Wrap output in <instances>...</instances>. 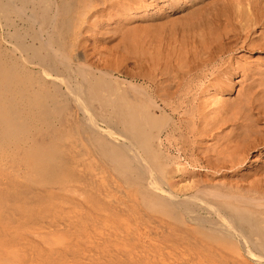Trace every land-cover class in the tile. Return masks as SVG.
Returning <instances> with one entry per match:
<instances>
[{
    "label": "bare ground",
    "instance_id": "1",
    "mask_svg": "<svg viewBox=\"0 0 264 264\" xmlns=\"http://www.w3.org/2000/svg\"><path fill=\"white\" fill-rule=\"evenodd\" d=\"M126 5L127 8L118 14L123 18L118 20L139 16L140 23L120 22L110 32L119 33L118 40L125 51L137 54L141 71L123 72L118 76L113 67L100 61L101 58L90 56L92 52L87 49L84 34H100L98 25L111 19L115 7L122 9ZM0 27L3 29L0 33V72L6 70L9 75L8 80H0L11 101L10 105L4 101L0 103L1 117L5 114L10 119L9 124L4 126L0 117V151L26 147L33 157L32 170L38 174L32 179V188L22 195L18 193L17 198H26L29 192L35 193L28 194L29 197L36 196V193L41 195L40 187H45L51 188L52 192H49L50 197L47 192V196L44 193L41 195L45 199L43 204L54 199V194H66L87 202L92 199L88 197L96 195L105 203L123 205L126 200L123 203L122 197L118 200L110 195V191L116 193L113 188L122 189L121 185L104 179L108 177L104 175L114 173L130 189L123 196L131 201H142L149 210L156 211L159 228H166L169 224L174 229L180 227L177 235H182L181 239L186 240L182 241L190 251L194 249L196 254L201 255L204 252L213 254L219 249L220 252L221 249H229L230 252L235 249L234 239L240 240L239 243L246 241L250 248L258 247L264 251V151L255 155L252 161L250 156L264 145V56L253 58L254 53L264 54V0H0ZM99 37H93L90 43L93 51L96 47L98 49ZM76 48L80 52L75 53ZM42 139L46 141L45 146L38 144ZM172 151L175 155L171 154ZM181 157L185 162L181 161ZM98 178L102 185L98 183ZM106 186L112 189L108 190ZM64 198L58 199L62 201ZM95 203L92 204H98ZM117 204H114L115 207H118ZM29 207L25 206V212L21 211L28 214ZM52 208L55 213L48 211ZM50 209L47 212L53 214L49 216L53 222L56 221L54 215L61 220L66 210L58 202ZM113 210L109 209L111 218L116 214L112 213ZM82 211L80 213L83 214ZM100 214L103 215V212ZM71 215L64 216L67 223L58 220L57 228L74 222ZM117 218L120 219V216ZM121 218L122 221L124 217ZM129 219H132L131 215ZM77 220L82 219L77 217L75 222ZM12 221L9 225L13 224ZM73 222L72 226L75 225L77 231L81 228L78 233L83 237L82 232L85 234L86 229L81 226L86 220L78 225ZM94 222L90 221L91 224ZM24 224L32 232L26 234L27 239L21 236L22 241L25 239L24 243L27 240L25 244L32 257L29 260L41 261L45 255L44 258H53L56 264L60 259L68 262L67 255L59 247L64 239L68 240L67 237L48 238L42 234L45 226H39L42 221L27 222L24 219L12 226L19 231ZM137 227L141 230L143 226ZM130 229L135 228H126ZM112 231L116 234L111 235L118 238L120 232ZM108 232L110 234V229ZM108 232L105 240L109 237ZM157 234L158 238L165 235L163 232ZM93 236L95 238L97 233ZM142 237L146 235L140 240L144 239ZM165 237L168 238L167 235ZM35 238L40 246L34 244L37 242ZM116 238L118 241L122 239ZM175 241L179 244V240H170ZM74 242L79 241H72L71 244ZM185 245L184 249L179 245L175 247L184 251ZM80 246L82 244L76 247ZM101 246L106 248L108 245L101 243ZM123 249H126L125 246ZM152 249L157 247L152 246ZM49 251H52L50 255ZM104 252V255L109 254L106 250ZM120 252L123 253L122 249ZM111 254V260L117 262V255ZM158 255L163 256V252H158ZM188 255L184 258L190 262L192 258ZM170 256L167 254L166 258L173 257ZM128 258L124 260H131L133 256ZM150 258L148 256L147 259ZM88 259L89 263L97 261ZM176 259L173 257L169 261L178 264ZM194 259L192 264L200 262ZM213 260L211 262H215L214 257ZM66 261L63 263L66 264ZM186 261L180 263L186 264Z\"/></svg>",
    "mask_w": 264,
    "mask_h": 264
},
{
    "label": "rangeland",
    "instance_id": "2",
    "mask_svg": "<svg viewBox=\"0 0 264 264\" xmlns=\"http://www.w3.org/2000/svg\"><path fill=\"white\" fill-rule=\"evenodd\" d=\"M125 8H127V5H126V7L124 6L122 9L121 8H117V7H115V9H114V11H115V14L113 13L112 15H111V19L110 20H108V21H103L102 22V24H100V25H98V28H101V29H98L99 31L101 30V32H100V34L98 33L97 35H96V33H94V34H92V32H87V33H85L84 35H85V38L87 39V41H86V46H87V49H90L91 50V54H90V56L94 59H96L97 57H99V58H101L100 59V61H105V63L106 64H109V66H111V67H113V70H114V72H115V74L117 75L118 74V76L120 75H122V73L124 72H130V73H133V72H140L141 71V68L139 67V60H138V56H137V54H135L134 52H133V54H132V52H127V51H125L124 49H123V46L121 45V43H119V36H117V34H119V33H117V34H114L113 32H110V30H112L113 31V29H116V27H118L119 26V24H120V22L123 24H125V23H128V24H134L135 22H136V24H139L140 23V17L139 16H135L134 18L132 17V18H126V19H122L121 21H119L118 19L119 18H123V16H120L119 17V13H121ZM140 9H136V11H139ZM5 12V11H4ZM12 19L14 18L13 16H10ZM117 18V19H116ZM137 19V20H136ZM139 19V20H138ZM118 20V21H117ZM106 23H111L110 25H107ZM1 29H0V33H3V29H2V27H0ZM109 33V34H108ZM113 33V34H112ZM99 37V35H100V37L99 38H101V41H99L98 43H99V46H98V49H94V51L92 50V44L90 45V43L92 42V39H93V37ZM111 35V36H110ZM5 45H8V44H5ZM117 45V46H116ZM119 45V46H118ZM115 46V47H114ZM119 49V50H118ZM89 50V51H90ZM80 52V49L79 48H76L75 49V53L76 52ZM124 51V52H123ZM112 54V55H111ZM100 55V56H99ZM137 57H136V56ZM110 56V57H109ZM129 56V57H128ZM259 56H264V54H258V53H254V55H253V58H257V57H259ZM107 58V59H106ZM127 58V59H126ZM130 58V59H129ZM103 59V60H102ZM109 59H110V63H107V62H109ZM111 59H112V61H111ZM121 59V60H120ZM107 60V61H106ZM122 62L121 64H119V66H118V63L119 62ZM135 62V63H134ZM115 64V65H114ZM116 64H117V66H116ZM138 64V65H137ZM134 67H135V69H134ZM139 68H140V70H139ZM124 70V71H123ZM138 70V71H137ZM117 71V72H116ZM119 71V72H118ZM0 79H7L8 80V78H9V75H8V73H7V71L6 70H4V72H0ZM7 77V78H6ZM2 81L0 80V103L2 102L3 103V101L6 103V104H11V101H9V99L7 98V93H6V91H4V88L2 87ZM2 115L0 114V117H1ZM1 119H2V122H3V124H4V126H7L9 123V116L7 117L5 114H4V117H1ZM38 144H40V145H42V146H45V144H46V141L45 140H41L40 142H38ZM39 145V146H40ZM261 149H258L257 151H253L255 154H253V155H250L251 156V161L254 159V157H255V155H259V154H261V151L263 152L264 151V145L263 146H261L260 147ZM42 151H43V148H42ZM252 152V153H253ZM175 153V151L173 152H171V154L172 155H175L174 154ZM32 161H33V157L32 156H30V154H29V151H28V149H26V147H22V148H18V149H14V147H13V149H5V150H2V151H0V201L2 202V205L0 204V212H1V214H0V244H2V245H0V264H39V263H43V264H46V262H47V264H54V262L55 261H53L52 259H48L47 258V256H46V258H44L45 257V255L42 257V260L40 261V260H38V262H37V260H34V258H33V260L31 261V260H29L30 258H32L31 257V254H29L28 253V251H29V248H27V246H26V242H27V240L25 241V243L23 242L25 239H23V241H22V238L23 237H25L26 236V234L27 235H30L32 232L31 231H28V228H27V226L24 224V226H23V229H21V230H19L18 231V229L17 228H15V226H12V225H17L21 220H24V219H27V222H31L32 220L35 222V221H42V224H40L39 226L40 227H42V226H45V228L43 229V230H45V231H48L49 233H47V232H45V231H43L42 232V234L44 233L45 235H47V237L49 238H57V239H64V237L66 238H68V240L67 239H64L66 242L67 241H69V242H63V244L65 243V245H63L62 244V246L60 245L59 247H60V249H62L63 250V252H64V254H66L67 256V260H68V262L66 261V264H130V262L132 263V264H139V262L138 261H146L147 260V263L145 262H140V264H148V260L149 259H147L148 258V256H149V258H150V256L152 257V258H150V262H149V264H158V262H160V260H161V262L159 263V264H173L172 262H170L169 260H172V258L174 257V259H176V257H178V259H176L175 260V262L176 263H180V262H185L186 260V264H188V262H189V260L186 258H184V257H187V255L190 257L191 256V258H192V260L189 262L190 264H192V262L194 263V261H195V259L194 258H197L198 259V261H200V262H198V264H213V263H215V264H218L217 262H219V264H223V263H228V264H232V263H234V264H257V263H259V264H264V251L263 250H261V249H259L258 247H252L251 246V248L249 247V244H248V242H246V241H241V243H239L240 242V240L238 241V239H234V242H235V245H234V250H230V252H229V249H225V250H222L221 249V252H220V249H219V252H218V250H217V254L216 253H213V254H211V253H209V252H204L203 253V255H201L202 253H199L198 254V252H197V254L195 253V251L196 250H194V249H191V251L186 247V245L184 244V242L182 241V240H185V239H181V237H182V235H177V233L178 232H176L177 231V229H179L180 227H178V228H176L175 227V229L174 228H172V226L169 224V225H167L168 227H166L168 230H169V226H171V228H170V230L168 231L166 228H159L158 226L160 225L159 224V216H158V214H157V212L156 211H152V210H149L145 205H144V203L141 201H139V200H136V199H134V201H131L129 198L128 199H126L125 198V196H126V193L130 190L129 189V187L128 186H126L121 180H120V178H117L118 176H115V174L114 173H111V177L113 176V179L109 176V175H104L105 177L106 176H108V177H106V178H104V179H106V181H108V182H110L111 180L113 181V182H110V183H115V184H117V186L119 185H121V188L123 189H120V187H117V188H119L118 190L116 189V188H113L114 190H115V192L116 193H114V191H110V195H111V197L112 198H116V199H121V197H122V199L121 200H123V203H125L124 202V200H126V203L125 204H123V205H118L117 203H114V204H117L118 205V207H115V205L113 204V203H111V202H108V201H106V203H105V200L103 201L102 199H99V197L98 196H96V195H92V197H88V198H92V199H90V202H87V201H79V198L78 197H75L74 195H66V194H64V195H58V196H56V194H54L53 196H54V202H53V200L51 201L50 200V202H48V201H46L47 203L45 204H43L42 203V201H43V199L41 198V197H43V196H41V195H43V193L45 194V192H47V195H48V197H50V193L49 192H52L51 191V188H45V187H40V192L42 193L41 195H39V194H37L36 193V196H38V197H36L35 195V197L34 196H31V197H29V195L28 194H31V195H33V194H35L34 192H29L27 195H26V198H21V199H19V198H17L16 197V195L18 194V193H20L21 195L22 194H24V193H26V191H29L31 188H32V186H31V184H32V179L33 178H36L37 177V173H35L33 170H32ZM181 161L182 162H185L184 160H183V158L181 157ZM91 171V170H90ZM25 173H26V175H25ZM111 179V180H110ZM117 179V182L115 181ZM100 180H99V178H98V183L100 184V185H102V182H99ZM118 181H120V184H119V182ZM110 186V185H109ZM109 186H106V188L108 187V190H110V189H112L111 187L109 188ZM127 188V189H126ZM129 189V190H128ZM127 190V191H126ZM118 191V192H117ZM124 191V192H123ZM7 192V193H6ZM10 192V193H9ZM122 192V193H121ZM126 192V193H125ZM89 194H93L92 192L90 193V192H88ZM113 193H114V195H113ZM125 193V194H124ZM121 194V195H120ZM128 194V193H127ZM46 194H45V196H47ZM123 195H125V196H123ZM44 196V197H45ZM91 196V195H90ZM97 198L98 197V199H96L95 197ZM117 196V197H116ZM120 196V197H119ZM55 197H57L56 199H55ZM60 197H62V198H64V197H66V198H68L70 201H65V198L64 199H62V201L64 202V204L62 203V201L60 200V199H58V198H60ZM29 198H31V199H29ZM34 198V199H33ZM76 198H78V199H76ZM42 199V200H41ZM49 199V198H48ZM25 200V201H24ZM37 200H39V201H37ZM75 200H77V201H75ZM86 200V199H85ZM92 200H94L95 202L97 201V203H98V201L100 200H102V202L101 203H103V204H101L100 202L97 204V203H95L94 201H92ZM7 201V202H6ZM92 201V202H91ZM0 202V203H1ZM44 202H45V199H44ZM57 202H58V204H59V206L60 207H62V208H64V212H63V216H62V218H61V220H60V218L59 217H57V215H54L53 217L56 219V221L55 222H53L51 219H50V217L49 216H51V215H53V214H51V213H49V212H47V209H50V207L51 206H53V204H57ZM135 202H138V203H135ZM17 203V204H16ZM81 203H83V206H82V204ZM85 203V204H84ZM92 203H95V204H97V205H94V204H92ZM111 203V204H110ZM133 203V205H129V204H132ZM29 204V205H28ZM99 204H101V205H99ZM126 204H127V206H126ZM140 204V205H139ZM45 205H47V206H45ZM70 205V207L69 208H67L68 206ZM98 205H99V208H98ZM116 205V206H117ZM137 205H138V207H137ZM25 206H30L29 207V209H30V211H32L33 212V215H32V212H31V216L29 217L28 215H29V213H30V211L28 212V214L26 213V214H24L23 212H25V209H23ZM50 206V207H49ZM76 206V207H75ZM92 206H93V208H92ZM96 206H97V208H96ZM102 206H103V208H102ZM110 206H111V208H110ZM113 206V207H112ZM131 206V207H130ZM141 208H140V207ZM145 206V207H144ZM3 207V208H2ZM54 207H55V205H54ZM85 207H86V209H87V211H86V209H85ZM101 207V208H100ZM106 207V208H105ZM114 207H115V209H114ZM121 207V208H120ZM126 207V208H125ZM130 209H129V208ZM135 207H137V209H135ZM77 208V209H76ZM83 208V209H82ZM92 208V209H91ZM114 210H113V209ZM118 208V209H117ZM127 208L129 209V211H131L130 213L128 212V210H127ZM131 208H133L132 210H133V212H132V210H131ZM141 209H144V211L142 210L141 212H142V214H141V212H139ZM15 209V210H14ZM28 209V210H29ZM35 209V210H34ZM53 210H54V208H52ZM94 209V210H93ZM96 209V210H95ZM109 209L112 211H114V212H112V213H116V214H114V215H112V218H111V214H109L110 213V211H109ZM122 209V210H121ZM23 212H22V211ZM53 210H48V211H50V212H53V213H55V210H57V208L55 207V210L53 211ZM70 210H72V211H70ZM76 210H78V211H76ZM81 210V211H80ZM82 210H84V215L82 214V213H80V212H83ZM90 210V211H89ZM98 210H103V211H98ZM106 210V211H105ZM115 210L117 211H120V212H115ZM126 210V211H125ZM137 212H136V211ZM3 211V212H2ZM67 211H69V212H67ZM80 211V212H79ZM96 211V212H95ZM106 212V216H104V213ZM145 211H146V213H145ZM71 212H72V215H71ZM74 212L76 213V212H78V213H76L74 216H73V214H74ZM87 212H91L89 215H88V213ZM98 212H103V215H101L100 213H98ZM124 214V216L122 215V213ZM15 215H14V214ZM38 213H40V214H38ZM70 214L71 216H72V220H76V218L77 217H79V219H82V220H77L78 222H75V220H74V224L76 223V225H78V224H81V222L83 223L85 220H86V222H84V224L81 226L82 228H85L86 229V233L84 234V232H82V234L84 235L83 237H84V239L85 238H87V239H85V240H87V242L88 243H91L92 245H95L96 247L100 244V246H98L97 248L96 247H94V246H92V245H90V244H88L86 241H84V239H83V237H82V235H81V233L79 232L78 233V231L81 229H78V231H77V227L76 228H74V226H72L73 224H72V222L71 223H68L67 224V226H69L70 228H68L67 226L66 227H58L57 228V223L56 222H58V220H60V221H63V220H65V222L67 221L65 218H67V217H64V216H66L67 214ZM128 213V214H127ZM132 213H133V215H132ZM7 216H5V215ZM8 214V215H7ZM12 214V215H11ZM37 214V215H36ZM46 214H48V215H46ZM65 214V215H64ZM77 214H79L78 216H76ZM87 214V215H86ZM119 214H121V215H119ZM135 214V215H134ZM137 214H139V215H137ZM146 214H148V215H146ZM149 214H151V215H149ZM157 214V215H156ZM24 215H26V217L27 218H25V216ZM35 215V216H34ZM86 215V216H85ZM107 215H109V216H107ZM117 215V216H116ZM127 215H129L128 216V218H126L127 217ZM130 215H131V217H132V219H129L130 218ZM18 216V217H17ZM19 216H20V218H19ZM21 216H22V218H21ZM24 216V217H23ZM57 218H56V217ZM83 216V217H82ZM98 216H101V218L99 217V219H95V217L96 218H98ZM114 216H115V218H114ZM118 216H120V219L119 218H117ZM139 218H138V217ZM148 216V217H147ZM9 217V218H8ZM50 219H48V218ZM64 217V218H63ZM80 217H82V218H80ZM85 217V218H84ZM86 217H87V219H86ZM121 217H124V219H125V221H127L126 222V225H125V221H124V219L121 221ZM142 217V219H140ZM145 219H144V218ZM150 217V218H149ZM8 218V219H7ZM14 219V221H12L13 219ZM53 218V219H54ZM74 218V219H73ZM84 218V219H83ZM104 218V219H103ZM111 218V219H110ZM4 219H7V220H9V221H7V220H5V221H7V222H5L4 221ZM19 219V220H18ZM45 219V220H44ZM88 219H89V221H88ZM96 220V222H94L95 220ZM128 219V220H127ZM137 219H140V220H142V222H144L145 223V225H144V223H141V221L140 220H138L137 221ZM100 220H101V222H100ZM106 221V223H104L105 221ZM107 220L109 221V222H107ZM111 220V221H110ZM134 220V221H133ZM10 221H12V225H11V223H10V225H9V222ZM18 221V222H17ZM45 223H44V222ZM50 221V222H49ZM88 221V222H87ZM90 221L91 222H94L95 224H97L98 225V222H99V225L97 226V225H95L94 223H92V224H94V225H92L91 223H90ZM104 221V222H103ZM117 221H119L118 223H117ZM130 221V222H129ZM137 221V222H136ZM149 221V222H148ZM155 222V223H152V222ZM48 222V223H47ZM64 222V221H63ZM62 222V223H63ZM112 222H114V223H116V224H114V223H112ZM120 222L122 223V224H120ZM67 223V222H66ZM128 223V224H127ZM134 223H136V224H134ZM44 224V225H43ZM53 224H56V226H54ZM64 224V223H63ZM133 224V225H132ZM148 224V225H147ZM151 224V225H150ZM157 224V225H156ZM42 225V226H41ZM52 225H53V227H52ZM71 225V226H70ZM85 225V226H84ZM89 226V228H88V226ZM104 225V226H103ZM105 225L107 226V227H105ZM110 227H109V226ZM124 225V226H123ZM127 225H130V226H127ZM132 225V226H131ZM12 226V227H11ZM65 226V225H64ZM84 226V227H83ZM94 226V227H93ZM97 226V227H96ZM123 226V227H122ZM137 226H143V227H141L142 229V232H141V230H140V228L139 227H137ZM148 226H150V229H149V227ZM174 226V225H173ZM47 227H49V229L47 228ZM50 227H52L51 229H50ZM99 227V228H98ZM103 228V229H101V228ZM118 227V228H117ZM135 228V229H130V230H132L131 231V233H130V230L128 231V230H126V228ZM13 229V232H12V230L11 229ZM25 228V229H24ZM53 228H55V230L53 229ZM66 228V229H65ZM96 230H95V229ZM106 228V229H105ZM113 228V229H112ZM122 228H125V230L123 229L122 230ZM156 228V229H155ZM4 229H6V230H4ZM8 229V230H7ZM10 229V230H9ZM39 230H41L40 228H38ZM48 229V230H47ZM66 231H65V230ZM72 229V230H71ZM73 229H74V231L75 232H77V233H74V231H73ZM109 229H110V234H109ZM115 229V232H120L119 233V235H117V236H119L118 238H122L121 239V241L119 240H115V238H116V236H112V235H114V234H116V233H113V231L112 230H114ZM162 229V230H161ZM163 229H165L164 231H163ZM172 229V230H171ZM27 230V231H26ZM51 230H52V232H51ZM54 230V231H53ZM60 231V233H59V231ZM64 230V231H63ZM89 230V232H87ZM106 230V231H105ZM119 230V231H118ZM135 230H136V233H135ZM146 230V231H145ZM152 230H155V232L154 231H152ZM159 230V231H158ZM160 230L165 234L164 236H163V238H161V237H157L158 236V234H157V232H159V235H161L162 234V232L160 233ZM70 233H69V232ZM71 231H73L72 233H71ZM93 233H92V232ZM101 231L103 232V233H101ZM112 231V232H111ZM124 231V232H123ZM134 231V232H133ZM147 233V232H149V233H145V232ZM172 231H174V232H172ZM2 232V233H1ZM12 232V233H11ZM51 232V233H50ZM65 232V233H64ZM91 232V233H90ZM107 232H108V238H106L107 240H105L104 238L105 237H107ZM127 232H128V234H127ZM133 232V233H132ZM138 232L140 233V235L141 236H145L146 235V237H142V238H144V239H141L142 240V243H141V240H140V238H141V236H138L139 234H138ZM144 232V233H143ZM168 232H170V233H173V234H167ZM4 233V234H3ZM5 233H7V234H5ZM88 233H90L91 235L93 234L94 235V233H95V236H96V233H97V236L94 238V236L92 235V237H91V235L90 236H88ZM100 233V234H99ZM113 233V234H112ZM143 233V234H142ZM63 234V235H62ZM67 234V236H65ZM68 234L70 235V236H68ZM75 234V235H74ZM98 234H99V236H98ZM112 234V235H111ZM120 234H121V236H120ZM122 234L124 235V236H122ZM127 234V235H126ZM138 234V235H137ZM154 234V235H153ZM157 236H156V235ZM175 234V235H174ZM20 235V236H19ZM71 235H72V237H71ZM75 237H74V236ZM80 237H78V236ZM81 235V236H80ZM103 235V238L101 237ZM129 235H131V236H129ZM168 236V238L170 237L171 239H168L167 237H165V236ZM169 235H171V236H169ZM1 236H3L2 238H1ZM21 236H22V238H21ZM32 236V235H31ZM57 236V237H56ZM60 236V237H59ZM77 236V237H76ZM112 236V238H110ZM138 236V237H137ZM153 238H152V237ZM180 236V237H179ZM12 237V238H11ZM13 237H15V238H13ZM27 237H29V236H27ZM46 237V238H47ZM69 237H71V238H69ZM98 237V238H97ZM115 237V238H114ZM123 237H126V238H124L125 240H123ZM128 237V238H127ZM155 237H157L156 238V240H153V239H155ZM172 237H173V239H172ZM178 237V238H177ZM16 238H18V240H16ZM26 238V237H25ZM73 238V239H72ZM74 238H77V239H74ZM83 240H82V239ZM89 238H91V239H89ZM94 238V239H93ZM118 238H116V239H118ZM135 238H137V239H135ZM138 238H139V243H137L138 242ZM169 240H167V239ZM176 238V239H175ZM8 239V240H7ZM27 239V238H26ZM35 239H37V238H35ZM78 239H80V240H78ZM89 239V240H88ZM100 239H102V240H100ZM151 239V240H150ZM161 239H163V240H161ZM84 241V242H76V243H78V244H76L75 242H74V244L76 245V246H78V245H81L82 244V246H83V248L81 249V247L82 246H80V247H76V246H72V244H71V242L72 241ZM90 240H93V241H90ZM94 240H96V242H94ZM113 242H111V241ZM114 240V241H113ZM123 240V241H122ZM148 240V241H147ZM159 240V241H158ZM161 240V241H160ZM165 240H166V242H165ZM170 240H173V242H174V240H179L178 242H179V244L177 243V241H175V243H173V242H170ZM181 240V241H180ZM5 241H8V242H5ZM35 241V240H34ZM38 239H37V242L35 241L34 242V244L35 245H39L40 246V243H38ZM109 241L111 242V243H109ZM116 241V242H115ZM129 241H131V242H129ZM132 241H134V244H132ZM186 241V240H185ZM93 242V243H92ZM106 242V243H105ZM118 242V243H117ZM137 244H136V243ZM161 242H162V244H161ZM165 242V243H164ZM170 242V243H169ZM101 243H103V245L105 244V246L106 245H108V246H106V248L104 247V246H101ZM109 243V244H108ZM119 243H121L120 244V246L118 245ZM125 243V244H124ZM130 245H129V244ZM147 243V244H146ZM164 243V244H163ZM175 244V245H173V244ZM182 243H183V246H182ZM238 243V244H237ZM73 244V245H74ZM97 244V245H96ZM110 244H111V246H110ZM139 244V245H138ZM140 244H141V247H140ZM144 244H145V246H144ZM151 244V245H150ZM157 244H158V246H157ZM167 244H168V246H167ZM172 244V245H171ZM241 244V245H240ZM25 245V246H24ZM71 245V246H70ZM136 245H138V246H136ZM149 245V246H148ZM164 246V247H161V246ZM177 245H179V246H181L182 248L184 247V245H185V250L187 251L186 253L183 251V249L181 248V247H177V249H176V247L175 246H177ZM238 245V246H237ZM243 245V246H242ZM247 245H248V247H247ZM89 246V247H88ZM113 246H115L114 247V249H113ZM121 246L124 248V246H125V250L123 249V248H121ZM128 246V247H127ZM129 246H130V248H129ZM152 246H153V248H155V246L157 247V249H152ZM165 246H167V247H165ZM240 246V247H239ZM24 247V248H23ZM62 247V248H61ZM87 247V248H86ZM92 247V248H91ZM99 247H101V248H99ZM120 247V248H119ZM151 247V248H150ZM171 247V248H170ZM90 248V249H89ZM117 248V249H116ZM138 248V249H137ZM139 248H141V251H140V249ZM146 248V249H145ZM148 248V249H147ZM150 248V249H149ZM170 248V249H169ZM180 248V249H179ZM16 249V250H15ZM75 249V250H74ZM83 249H85V251L83 250ZM89 249V250H88ZM95 249H98V250H95ZM111 249V250H110ZM116 249V250H115ZM119 249H120V251H121V249H122V252L123 253H121L120 251H119ZM129 249V250H128ZM133 249V250H132ZM179 249V250H178ZM78 250H79V252H78ZM103 250V252L106 250V253L108 254H111V255H117V257L115 258V257H113V258H115L116 259V261L117 262H114L113 260H111L112 258H111V256L108 254V255H104V253L103 252H100V251H102ZM112 250L113 251H116V252H112ZM156 250V251H155ZM181 250V251H180ZM192 250H193V252H192ZM16 251V252H15ZM87 251H89V252H87ZM95 251H97V252H95ZM118 251V252H117ZM133 251V252H132ZM156 253H155V252ZM198 251V250H197ZM225 251H228V252H225ZM231 251H233V252H231ZM242 251V252H241ZM245 251V252H244ZM248 251H251L252 252V254H250ZM11 252V253H10ZM99 252V253H98ZM144 252V253H143ZM158 252H163V256L161 255H158ZM170 252V253H169ZM178 252V253H177ZM191 252V253H190ZM222 252H225V254L227 255H225L224 253H222ZM237 252V253H236ZM257 252V253H256ZM51 253H52V251H51ZM50 253V251L48 252V254L50 255L51 254ZM79 253H81V254H79ZM95 253H96V255L98 256V258H97V256L95 255ZM175 253V254H174ZM209 255H208V254ZM220 253V254H219ZM224 254V260H222V254ZM21 254H23V255H21ZM26 254V255H25ZM69 254H72L71 256H70V258L68 257L69 256ZM121 254V255H120ZM127 254V255H126ZM144 254H146V256L144 255ZM151 254V255H150ZM160 254V253H159ZM162 254V253H161ZM167 254H168V256H170L171 254H172V256H170V257H172L171 259H169V258H166V256H167ZM195 254V255H194ZM256 254V255H255ZM261 254V255H260ZM30 255V256H29ZM90 257H89V256ZM93 255H95L94 257H93ZM102 255V256H101ZM144 255V256H143ZM158 255V256H157ZM166 255V256H165ZM175 255V256H174ZM177 255V256H176ZM180 255V256H179ZM183 257H182V256ZM185 255V256H184ZM198 255H200L201 257H199ZM212 255V257H210ZM213 255H215V256H213ZM233 255V256H232ZM242 255V256H241ZM253 255V256H252ZM11 256V257H10ZM24 256V257H23ZM27 256V257H26ZM28 256H29V258H28ZM79 256V257H78ZM100 256L102 257V258H100ZM110 256V257H109ZM118 256H120V258H122V259H120ZM123 256V257H122ZM131 256H133V258H131ZM139 256H140V258H139ZM143 256V257H142ZM153 256H155L156 258H157V261L155 262V257H153ZM202 256H204L203 258H202ZM217 256L219 257V259H221L222 261H224V262H222L221 260V262L218 260V258H217ZM234 256H236V258L234 257ZM5 257V258H4ZM53 257H54V255H53ZM105 257V258H104ZM108 257H109V259H108ZM126 257H129V258H131V260L129 259V260H127V259H125V260H127V261H125L124 260V258H126ZM146 257V258H145ZM181 257L182 258H184L185 259V261H184V259L182 260L181 259ZM213 257H214V259H215V262H213L214 260H213ZM227 257H228V259H227ZM241 257V258H240ZM254 259H253V258ZM26 258H28V260H26ZM88 258H91V259H93V260H97V261H92V260H90V262L92 261L93 263H89V259ZM143 258V259H142ZM144 258H145V260H144ZM154 258V259H153ZM167 259V260H164V259ZM213 260L212 262H211V259ZM216 258H217V260H216ZM226 258V259H225ZM257 258V259H256ZM19 259H20V261H19ZM70 259V260H69ZM71 259H73L72 261H71ZM88 259V260H87ZM101 261H103L102 263H100L99 261L100 260ZM108 259V260H107ZM114 259V260H115ZM118 259V260H117ZM141 259V260H140ZM194 259V260H193ZM196 259V260H197ZM205 259V260H204ZM245 259V260H244ZM262 259V260H261ZM105 260V261H104ZM109 260H111V261H109ZM124 260V261H123ZM153 262H152V261ZM159 260V261H158ZM164 260V262H162ZM178 260V261H177ZM206 260H208L209 261V263H208V261H206ZM235 260V261H234ZM256 260V261H255ZM258 260V261H257ZM17 261V262H16ZM36 261V262H35ZM65 261H61V259H60V261H58V263L57 264H64L63 262H65ZM79 261H81V262H79ZM107 261H109L108 263H104V262H107ZM133 261V262H132ZM217 261V262H216ZM229 261V262H228ZM260 261V262H259ZM262 261V262H261ZM30 262H32V263H30ZM49 262V263H48ZM119 262V263H118ZM129 262V263H128ZM138 262V263H137ZM166 262V263H165ZM197 262V261H196ZM237 262V263H236ZM243 262V263H242ZM256 262V263H255ZM178 263V264H179ZM55 264H56V262H55ZM181 264V263H180ZM182 264H184V263H182ZM197 264V263H196Z\"/></svg>",
    "mask_w": 264,
    "mask_h": 264
}]
</instances>
